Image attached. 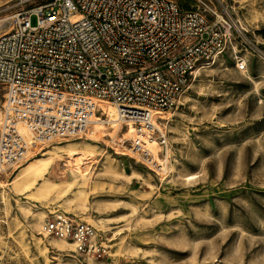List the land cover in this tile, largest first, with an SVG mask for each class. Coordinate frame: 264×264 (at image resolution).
I'll return each instance as SVG.
<instances>
[{"label": "rangeland", "instance_id": "obj_1", "mask_svg": "<svg viewBox=\"0 0 264 264\" xmlns=\"http://www.w3.org/2000/svg\"><path fill=\"white\" fill-rule=\"evenodd\" d=\"M209 1L231 14L263 57L248 51L246 69L238 70L225 53L196 73L165 115V174L109 137L108 143L86 141L90 135L51 142L0 174V264L98 263L76 253L71 241L65 239L73 248L61 247L59 238L41 231L53 212L93 226L107 246L104 264H264V0ZM18 7L0 0V34ZM67 146L94 152L82 156L91 159L87 167L72 165L86 167L88 180L71 175ZM114 159L115 171L130 177L107 172ZM188 174L197 177L187 181Z\"/></svg>", "mask_w": 264, "mask_h": 264}, {"label": "built area", "instance_id": "obj_2", "mask_svg": "<svg viewBox=\"0 0 264 264\" xmlns=\"http://www.w3.org/2000/svg\"><path fill=\"white\" fill-rule=\"evenodd\" d=\"M193 3L14 0L19 7L0 34V174L51 142L90 135L95 116L117 125L113 146L165 174L169 119L161 115L177 108L196 73L225 53L238 70L246 69L248 51L263 57L226 9L209 0ZM41 231L104 264L107 246L89 223L53 212Z\"/></svg>", "mask_w": 264, "mask_h": 264}, {"label": "bare ground", "instance_id": "obj_3", "mask_svg": "<svg viewBox=\"0 0 264 264\" xmlns=\"http://www.w3.org/2000/svg\"><path fill=\"white\" fill-rule=\"evenodd\" d=\"M97 104L99 105V107L102 108L103 110V113H106L107 116H111L113 114V110L111 109L110 105L106 102V101H102V100H99L97 101ZM165 115H168V114H162L161 116H164L166 117ZM117 131H118V127L116 124H113L111 126H105L103 125V123L100 121V119L95 116L93 119H92V126H91V133H90V138H85L86 141H89L90 143L93 142V143H108L107 140L105 139V137H110V138H114L117 136ZM124 132V131H123ZM124 137H129L131 136V131L129 130L128 132H124L123 133ZM84 139V138H83ZM67 142V141H66ZM110 143V142H109ZM92 145V144H90ZM111 147V146H110ZM149 147L151 149H153L154 151H156L158 149L157 145L155 142H152L149 144ZM112 148V147H111ZM114 151L116 152V154L118 155H123L124 153H120V151L117 149V148H114ZM63 152L66 156H68L67 158L69 159V162L67 161V163L65 165H69V167H71L72 165L75 166V165H78L79 167L80 166H83L85 165L86 166V162L87 161H91V159H84L82 156L83 155H90V154H94L93 151L91 150H88V149H82V148H76V147H71V146H67L66 148L63 149ZM125 152V151H124ZM128 152V151H127ZM137 158V157H136ZM59 160V158L55 159L54 160V165L57 164V161ZM66 161V160H65ZM90 163V162H89ZM21 165V164H20ZM19 165V166H20ZM43 164H41L42 166ZM71 167L70 168V173L71 175L74 177V178H79V179H87V175L88 173H86V167L85 169L83 168H77L75 170L74 167ZM117 168V161L114 159V161H112L110 164H109V167H108V171L109 173H111L113 176H118V178H122V177H130V175H126L122 170L121 172H116ZM168 169V168H167ZM40 169H37L36 172H38ZM131 175H134V172L131 173ZM187 181H191L193 179H195L197 176L193 175V174H188V175H185ZM65 179V178H64ZM79 195H82V191H79L78 192ZM35 224H41L42 223V216L41 215H38L36 218H35ZM58 245L61 246V247H64L65 245L66 246H69L71 248H73V244L71 242H67L65 239H60L57 241ZM88 262H97L95 259L93 258H89Z\"/></svg>", "mask_w": 264, "mask_h": 264}]
</instances>
